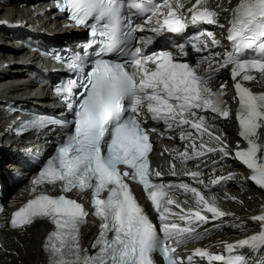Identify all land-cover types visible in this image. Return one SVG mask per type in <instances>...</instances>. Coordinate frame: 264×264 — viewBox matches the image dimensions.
Wrapping results in <instances>:
<instances>
[{
    "label": "snow or ice",
    "instance_id": "snow-or-ice-1",
    "mask_svg": "<svg viewBox=\"0 0 264 264\" xmlns=\"http://www.w3.org/2000/svg\"><path fill=\"white\" fill-rule=\"evenodd\" d=\"M206 3L196 0L187 9L189 17L182 11V0H55L58 10L67 13L76 26L89 30L88 38L70 59L54 56L64 60L75 75L54 87L71 119L57 123L54 118L36 117L18 125L22 131L61 127L65 136L32 181L33 198L10 219L14 229L36 220L53 225L42 243L46 264H157V252L164 264H195V258L207 264H249L242 250L248 248L258 258L264 249L261 212L251 217L260 223V232L224 243V253L196 248L186 259L182 257L177 248L206 234L198 231L200 226L229 214L219 208L216 197H206L197 186L160 182L162 173L150 166V135L157 129L147 128L149 119L162 122L167 130L184 126L195 130V137L192 131L180 133L181 140L190 142L177 154L182 163L210 153H219L221 160L232 157L246 166L251 171L249 179L264 189V92H253L244 83L256 79L253 72L264 77V0H238L234 7L225 9L229 12L226 40L230 50L222 57L209 47L222 46L213 32L199 30L193 36L185 35L190 25L224 27L219 23L220 14ZM166 34H176L184 43L173 42L175 52L155 51L151 46L158 43L156 37H164L167 47ZM188 45L207 55L189 63L183 59L189 56ZM205 63L208 67L199 71ZM229 66L234 99L239 104V136L247 143L244 148L237 146L234 153L223 135L213 131L216 119L231 116V109L220 99L226 84L220 85L219 93L209 86V81ZM208 112L214 114L211 122L205 115ZM171 175H177L175 165ZM184 175L209 187L198 170ZM231 178L229 174L209 183L215 186ZM128 181L143 186L158 214L159 229L138 203ZM45 184L54 190L59 186L61 194L38 192ZM74 190L91 193V215L99 221L91 252L81 243V229L90 213L82 203L69 198L67 194ZM174 190L191 194L195 206L183 207L187 199L183 203L175 199Z\"/></svg>",
    "mask_w": 264,
    "mask_h": 264
},
{
    "label": "bare ground",
    "instance_id": "bare-ground-1",
    "mask_svg": "<svg viewBox=\"0 0 264 264\" xmlns=\"http://www.w3.org/2000/svg\"><path fill=\"white\" fill-rule=\"evenodd\" d=\"M213 4L210 3V6L216 8V10H221V15L227 16L229 12L225 11V9H231L237 4V0H211ZM23 1H19L21 3ZM187 2V3H185ZM192 0H184V9L183 11L187 13V9L190 7H186ZM18 2L15 0H7L6 6L0 5V18H10L12 20H23L29 19V11L27 8L18 9ZM186 8V10H185ZM29 23H31L28 20ZM40 22V21H39ZM42 23V21H41ZM54 23H57L54 21ZM46 23L40 24L45 25ZM59 24L56 25L55 32L53 33L55 36L52 37L53 40L59 41L64 37H68L70 35H75L73 32L68 31L67 29L59 30ZM49 24H47L48 26ZM33 26H25L26 28H30ZM36 30L40 28L35 27ZM64 31V32H63ZM43 33H49L48 30L43 31ZM4 35L9 38V32L0 33V39L4 38ZM223 35V34H222ZM221 37V36H220ZM3 41V40H2ZM11 42L9 40L5 41L6 47L0 46V64L5 61L11 62L7 57V54H18V51L10 49L9 45ZM12 45V44H11ZM14 47V45H12ZM201 53L198 55L196 59H193V62L196 63L201 58ZM4 59V60H2ZM4 63V64H5ZM208 67V64H201L199 71L203 72ZM13 72H8L5 75H1L0 73V97H10L11 99H15L17 102H20L22 99L18 98V95L24 93V91L28 88H33V85L29 84L25 88L22 86H17L11 83V79L13 78H25L26 75L20 73L19 66L13 67ZM5 71V70H3ZM256 76L255 80L246 81L245 86L249 87L253 92L261 93L264 92V77H262L259 73H252ZM4 84L7 86L4 88ZM226 84V88L224 89V94L220 99L223 103L234 104L232 102H236V92L234 88V81L231 78V67L227 69H222L217 77L211 79L209 81V86L213 89L214 92L219 93L220 85ZM48 97V94L45 95V98ZM33 99H28V101L33 102ZM45 102V101H43ZM2 102L0 101V104ZM38 103V102H36ZM6 104V103H5ZM235 105V104H234ZM1 117V112H0ZM206 118L211 122L213 120V116L206 115ZM1 119V118H0ZM2 128V124H0ZM156 127L158 137L161 140V143L158 146V149L173 158H175L173 163L163 162L160 170L162 171V179H166L167 181L173 182H187L192 186H197L201 188V185H197L190 176L184 175L185 172L188 171H200L202 179L204 182H210L212 179L218 177H227L230 173L232 174L231 179H227L218 185H211L212 187L204 188L201 191L204 193L206 197H216V203L219 208L228 213L223 218L218 219L216 222H208L200 226V231L205 233V231L209 232L211 235L215 231H219V233L215 236H210L205 238L200 242H197V246L199 248H207L213 253H216L219 250H224V243H234L236 241L244 239L246 236H252L260 232L261 225L257 221H253L251 217H254L261 212H264V198L262 196L261 201H257L256 193L250 188L243 189L245 185L252 184L253 182L248 179L249 169H242V172L239 173L230 167L229 161H234L230 157L225 158L222 162L214 164L212 161L213 157H210V154L200 157L199 159L189 160L186 164H181L180 159L176 158L177 154L180 152H184V148L190 142L184 141L180 139L181 131H192L193 136L195 137L197 134L195 130L190 129L188 126H184L183 128L175 127L173 130H167L165 125L162 122H158ZM213 131L216 134H222L224 141L228 145V149L230 146H240L241 148L246 147L245 142L239 136V130L237 129L234 122L231 120H215V127ZM163 133V135H161ZM205 139H207L205 137ZM197 146L200 144V140H196ZM2 145L5 149L0 150V176L4 174V168L13 167L9 163L8 153L12 150V148L6 149V141H2ZM234 153V152H233ZM220 154L217 153L216 157H219ZM166 157V156H165ZM163 157H161L162 159ZM167 159V157H166ZM204 160V161H203ZM161 161V160H160ZM172 165H175V171L177 175H171ZM210 184V183H209ZM250 187V186H249ZM11 190V191H10ZM7 205H12L16 207L18 204L22 203L25 198L32 196V192L30 190V186L28 183H22L17 187V189L12 190V186H7ZM261 194V193H260ZM235 197V199H231ZM259 197V196H258ZM187 199L188 206H195L193 198L185 197ZM184 199V201H185ZM240 222L245 223V226H240ZM220 224V226H217ZM50 229L47 224L42 221H36L28 228H21L18 230L6 231L2 230L0 232V264H46L45 263V254L42 252V240L46 233V230ZM95 231L91 224H88L84 230V242L89 243L91 240V234L94 235Z\"/></svg>",
    "mask_w": 264,
    "mask_h": 264
},
{
    "label": "rangeland",
    "instance_id": "rangeland-1",
    "mask_svg": "<svg viewBox=\"0 0 264 264\" xmlns=\"http://www.w3.org/2000/svg\"><path fill=\"white\" fill-rule=\"evenodd\" d=\"M250 186V187H249ZM250 188V189H252L251 188V184H247V185H245V187H244V189H248V188ZM253 190V189H252ZM11 191V190H10ZM254 191V193H256V199H257V201L259 202V201H261L262 200V197H261V194H260V192H257V191H255V190H253ZM259 196V197H258ZM243 224H245V223H242V222H240V224H238V225H240V226H245V225H243ZM218 225H220V224H218ZM211 235H216V234H211ZM211 235H209V236H211Z\"/></svg>",
    "mask_w": 264,
    "mask_h": 264
}]
</instances>
